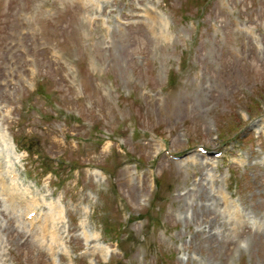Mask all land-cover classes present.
<instances>
[{"label": "rangeland", "instance_id": "374dc122", "mask_svg": "<svg viewBox=\"0 0 264 264\" xmlns=\"http://www.w3.org/2000/svg\"><path fill=\"white\" fill-rule=\"evenodd\" d=\"M0 134V264H264V0H0Z\"/></svg>", "mask_w": 264, "mask_h": 264}, {"label": "bare ground", "instance_id": "6f19581e", "mask_svg": "<svg viewBox=\"0 0 264 264\" xmlns=\"http://www.w3.org/2000/svg\"><path fill=\"white\" fill-rule=\"evenodd\" d=\"M149 18H150V16H149ZM150 19H155V18H150ZM3 138L4 137L0 134V198L5 199L6 201H8L9 203H11L13 205L18 204L19 209H20L18 211L20 212L21 216L28 217L34 211L30 209L29 205L26 206L27 202H25V198H24L25 194H23V192L17 188L15 178L11 179V177H10V180L12 181V183L8 184V182L6 181V178L3 175L4 172H3V170H1L2 161L6 160L5 158L7 155V150L2 148L4 146L3 145L4 141L1 142V140ZM21 203H23V204L21 205ZM20 205L22 207H20ZM24 205H25V208H24ZM26 220H27V218H26ZM86 237H87V239H93V240H95L97 238L96 235L91 237L88 234H86Z\"/></svg>", "mask_w": 264, "mask_h": 264}, {"label": "trees", "instance_id": "16d2710c", "mask_svg": "<svg viewBox=\"0 0 264 264\" xmlns=\"http://www.w3.org/2000/svg\"><path fill=\"white\" fill-rule=\"evenodd\" d=\"M26 148V147H25ZM27 149V151L31 154V155H33L34 154V152L32 151V147H28V148H26Z\"/></svg>", "mask_w": 264, "mask_h": 264}]
</instances>
